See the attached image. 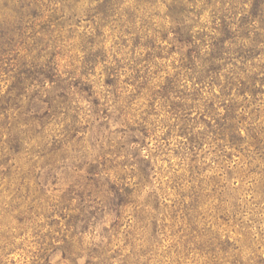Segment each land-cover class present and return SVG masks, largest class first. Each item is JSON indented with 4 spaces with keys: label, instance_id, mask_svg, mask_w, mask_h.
<instances>
[{
    "label": "rangeland",
    "instance_id": "1",
    "mask_svg": "<svg viewBox=\"0 0 264 264\" xmlns=\"http://www.w3.org/2000/svg\"><path fill=\"white\" fill-rule=\"evenodd\" d=\"M83 2L88 9L103 0ZM99 23L86 16L76 27L84 39L82 47L76 41V57L88 62L81 70L88 90L72 106L80 155L73 148L49 161L30 145L15 150L12 136L0 138V264H232L264 258V149L246 138L255 129L264 140V84L237 99L234 91L221 97L218 87H206L194 108L186 109L181 94L162 97L180 64L176 50L170 51L174 43L158 41L163 50L153 52L142 46L150 39L136 36L140 22L124 42L115 38L114 22ZM152 24L157 28L162 21ZM255 63H264V55ZM2 79L5 90L10 83ZM180 85L183 93L191 88L187 80ZM204 105L212 106L211 117ZM51 129L50 138L64 136L63 125ZM118 185L129 194L122 208ZM70 191L71 208H100L76 228L68 222L78 212L62 218L49 209ZM28 207L33 209L20 213ZM69 236L80 238L78 258L65 253L62 240Z\"/></svg>",
    "mask_w": 264,
    "mask_h": 264
},
{
    "label": "trees",
    "instance_id": "2",
    "mask_svg": "<svg viewBox=\"0 0 264 264\" xmlns=\"http://www.w3.org/2000/svg\"><path fill=\"white\" fill-rule=\"evenodd\" d=\"M86 16L98 19L102 27L114 22L117 41L124 42L140 22L143 30L136 36L152 41L143 47L155 52L163 50L158 41L174 43L170 51L176 50L180 64L166 80V95L162 97L173 99L181 94L180 103L186 109L194 108L195 98L201 97L206 87H218L221 97H229L234 91L237 99L251 96L256 84H264V63H255L264 55V0H103L88 9L83 0H0V82L5 76V82L10 83L5 90L0 86V138L12 136L15 150L30 145L32 150H39L32 153L49 161L73 148L80 155L79 118L72 106L88 90L81 72L82 64L88 62L76 57L81 49L76 41H82L80 46L84 42L82 35L76 34V27ZM158 18L162 24L155 28L152 20ZM163 32L172 38L167 39ZM185 80L191 88L183 93L180 83ZM204 106L205 116L211 117L212 106ZM58 125H63L64 136L50 138L51 127ZM252 131L254 134L246 138L255 139L258 146L262 143L263 150L264 140L256 137L259 133L255 129ZM118 186L117 206L122 208L129 194ZM73 192L55 200L49 209L64 218L78 212L68 222L76 228L78 222L94 218L100 208L82 203L71 208ZM25 209L20 213L33 208ZM62 241L65 253L78 258L80 238L69 236ZM232 264H264V258L255 262L235 259Z\"/></svg>",
    "mask_w": 264,
    "mask_h": 264
}]
</instances>
